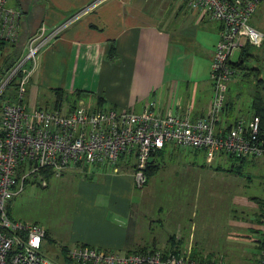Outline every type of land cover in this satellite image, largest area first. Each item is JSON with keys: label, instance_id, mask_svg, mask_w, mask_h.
I'll return each instance as SVG.
<instances>
[{"label": "crops", "instance_id": "1", "mask_svg": "<svg viewBox=\"0 0 264 264\" xmlns=\"http://www.w3.org/2000/svg\"><path fill=\"white\" fill-rule=\"evenodd\" d=\"M32 4L29 11L19 0L7 3L21 13L18 56L27 37L41 27L47 32L76 16L40 49L25 83V108L67 111L82 101L90 108L141 112L147 101L154 100L159 115L172 112L193 119L208 113L214 92L211 59L220 20L189 10L187 0H33ZM200 32L209 33L210 49ZM242 52L239 49L231 61ZM202 58L207 60L205 69ZM221 113L216 128L243 118L234 115L229 104ZM133 162V155H123L110 168L99 163L68 167L63 173L75 198L72 216L61 234L45 229L44 240L60 241L59 249L87 244L123 254L137 248L139 214L147 198L143 186L135 185ZM148 164L155 167L150 177L171 169L170 181L192 188L185 203L181 198L169 202L167 237L175 235L172 250H189L192 257L223 264H259L264 158L220 152L208 162L203 148L166 142L150 155Z\"/></svg>", "mask_w": 264, "mask_h": 264}, {"label": "built area", "instance_id": "2", "mask_svg": "<svg viewBox=\"0 0 264 264\" xmlns=\"http://www.w3.org/2000/svg\"><path fill=\"white\" fill-rule=\"evenodd\" d=\"M6 2L0 0V39L17 42L21 13ZM260 2L187 0L189 10L221 22L211 59L214 92L210 109L206 115L193 119L172 112L159 115L154 100L147 101L141 112L90 108L82 101L67 111L58 107L25 108V83L40 49L76 14L50 31L41 27L27 37L23 53L0 76V94L9 84L13 85L11 96L0 104V264H62L42 251L46 234L43 226L14 220L8 214L7 201L26 180L35 179L45 186L49 175H61L68 167L99 163L110 168L123 155H133L134 182L141 187L150 155L166 142L203 148L208 162L220 152L264 158L258 115L236 118L230 125L216 128V120L225 109V81L234 71L230 66L232 53L246 44L264 49V26L257 28L248 22ZM18 179L19 189L15 186ZM67 257L70 264H223L192 257L189 250L175 253L156 247L119 254L79 244L67 250ZM259 264H264V219Z\"/></svg>", "mask_w": 264, "mask_h": 264}, {"label": "rangeland", "instance_id": "3", "mask_svg": "<svg viewBox=\"0 0 264 264\" xmlns=\"http://www.w3.org/2000/svg\"><path fill=\"white\" fill-rule=\"evenodd\" d=\"M25 7L31 11L33 9L32 2L19 0ZM16 0H7V3L15 4ZM248 22L257 28L264 26V0H261L256 11L249 17ZM199 36L203 39L205 46L210 49L211 39L209 33L200 32ZM247 45V44H246ZM243 46L242 49L246 47ZM20 49V46H19ZM249 54H254L247 60L248 65L257 67V74L263 78L260 84L256 76L249 74L243 76L245 70H236L231 77L225 81L226 101L232 106L233 114L242 116L244 119L252 115L249 103L252 99L254 91L258 88L259 92L264 96V49L255 45L249 46ZM244 52V51H243ZM2 49L0 48V62ZM238 50L234 51L231 59H236ZM206 58H202L201 65L203 69L206 67ZM210 64V61H208ZM13 92V85L9 84L0 94V104L3 100L9 98ZM44 106H50L46 102H42ZM222 113L219 118H221ZM163 166L161 169H167ZM171 169L159 170L151 177L145 173V182L142 184L145 196L143 207L139 214V226L142 229L138 231L137 237L140 243L136 245L137 248L133 250H140L141 246L148 248H159L162 250L171 249L173 238L167 237L169 234V202L172 199L181 198L185 203L192 197V188L190 185L180 187L179 183L170 181L169 178L173 176ZM171 175V176H170ZM65 174L49 175L47 177V185H41L37 180H26L22 188L20 187V179L16 182V188L19 191L14 194L6 203V208L9 216L14 220H21L26 222H36L43 226L48 231L57 232L61 234L64 227L67 225L66 220L72 216V206L74 205V197L71 196V188L66 187ZM66 181V182H65ZM72 181L75 179L72 178ZM74 186V182H70ZM76 187V186H74ZM244 196V195H243ZM160 209L158 210V208ZM164 210V211H163ZM156 218H160V224ZM151 219V221H150ZM151 222V227L146 225ZM184 237H180L179 242L182 244ZM138 239V240H139ZM59 242L45 238L42 243V251L49 257L62 263L63 256L59 249ZM176 242V241H175ZM179 245V244H178Z\"/></svg>", "mask_w": 264, "mask_h": 264}, {"label": "trees", "instance_id": "4", "mask_svg": "<svg viewBox=\"0 0 264 264\" xmlns=\"http://www.w3.org/2000/svg\"><path fill=\"white\" fill-rule=\"evenodd\" d=\"M20 46V49H19ZM0 48L2 49L1 54V62H0V76H2L6 70L15 62V60L18 57L19 51L22 48V42L19 40L17 42H13L10 40L0 39ZM242 52L239 59L237 60H230V66L233 68L234 71L236 70H245L243 72V76H247L249 74H253L257 78V84H260V82L263 81V78L260 77L257 74V67L250 66L247 64V60L251 57H254L253 54H249L248 45L244 49H242ZM233 71V72H234ZM56 92H60L56 89ZM228 102L225 101V107H227ZM250 109L252 111V114L258 115L260 122H259V135L260 139L264 145V96L259 92L258 88L254 91L252 99L249 103ZM234 156V155H233ZM237 157V156H236ZM155 170L154 166H151L147 164L146 166V173L150 175L152 171ZM174 239V238H173ZM172 246V245H170ZM148 247H145L144 245L140 247V250H145ZM67 250L68 247L63 245L60 246V252L63 256L62 264H70L71 261L67 257ZM175 253H178L177 250H172ZM192 254V253H191Z\"/></svg>", "mask_w": 264, "mask_h": 264}]
</instances>
